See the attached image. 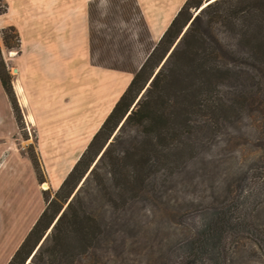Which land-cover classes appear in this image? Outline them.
I'll list each match as a JSON object with an SVG mask.
<instances>
[{"label":"trees","instance_id":"1","mask_svg":"<svg viewBox=\"0 0 264 264\" xmlns=\"http://www.w3.org/2000/svg\"><path fill=\"white\" fill-rule=\"evenodd\" d=\"M203 5L204 0L185 2L60 189L53 198L46 194V209L9 264H27L31 257L28 264H118L119 256L113 252L120 236L116 216L115 221L107 217L105 209L88 199L91 183H95L100 198L111 200L109 209H115L117 199H132L139 184L161 168L177 165L186 152L193 156L202 145L211 146L239 104L250 106L264 99V0H214L194 18L190 11ZM8 8V3L0 0V15ZM139 12L146 27L140 8ZM10 30L17 45L8 48L20 50L19 33L14 27ZM0 80L23 132V113L1 45ZM122 122L119 133L103 152ZM118 145L125 149H118ZM27 153L40 182H44L36 148L30 146ZM242 206L246 205L238 199L214 204L203 223L183 240L182 256L172 264L221 260L220 248L227 245L229 235L244 219Z\"/></svg>","mask_w":264,"mask_h":264},{"label":"rangeland","instance_id":"2","mask_svg":"<svg viewBox=\"0 0 264 264\" xmlns=\"http://www.w3.org/2000/svg\"><path fill=\"white\" fill-rule=\"evenodd\" d=\"M4 1L9 8L6 14L0 15L4 16L0 22V45L14 81L16 72L11 53L18 52V48L8 47L17 45L10 27L16 29L21 39V30L16 26L21 16L16 12L20 2ZM27 2L57 5L61 9L88 2L92 59L96 66L110 70L114 69L109 67L117 66L130 76L141 68L151 48L158 43L152 41L148 29L140 21L138 0ZM207 5L204 0L200 9H192L190 13L195 17ZM10 6L14 8L13 12H10ZM239 106L228 117L222 134L216 136L218 138L211 146L202 145L193 156L190 151L186 152L177 165L158 170L152 178L139 184L132 199H117V210L109 209L111 200L100 198L95 183H91L88 199H92L96 207L105 209L107 217L115 221L116 216L120 236L113 252L119 256L118 264H172L178 261L183 253V240L203 223L209 209L224 199H238L245 203L241 210L246 222L242 218L237 231L229 235L227 245L220 248L221 260L206 264H264V99L250 106ZM24 123L23 137L29 144L27 148H36V133L25 118ZM121 124L113 136L119 133ZM128 130L132 133L131 129ZM89 174L90 171L79 187ZM128 203L133 206L128 208Z\"/></svg>","mask_w":264,"mask_h":264},{"label":"crops","instance_id":"3","mask_svg":"<svg viewBox=\"0 0 264 264\" xmlns=\"http://www.w3.org/2000/svg\"><path fill=\"white\" fill-rule=\"evenodd\" d=\"M18 1L21 46L12 55L13 87L36 133L45 180L38 178L0 80V264L12 260L46 209V194L53 198L60 189L134 76L93 64L88 2L61 9ZM186 1L138 0L153 42Z\"/></svg>","mask_w":264,"mask_h":264},{"label":"water","instance_id":"4","mask_svg":"<svg viewBox=\"0 0 264 264\" xmlns=\"http://www.w3.org/2000/svg\"><path fill=\"white\" fill-rule=\"evenodd\" d=\"M210 1H212V0H207V3L209 4V2ZM213 2V1H212ZM199 13H197V15H198ZM196 15V16H197ZM195 18V17H194ZM191 23H192V21L187 25V27L184 29V31H183V33H182V35H181V37H180V39L182 38V36L186 33V31L188 30V28L190 27V25H191ZM180 39L177 41V43L173 46V48L171 49V51L169 52V54L167 55V57H166V59H165V61L162 63V65L166 62V60L168 59V57L170 56V54L172 53V51L175 49V47L177 46V44H178V42L180 41ZM162 65L159 67V69L155 72V74H154V76L151 78V80H150V82H149V84L147 85V87H149L150 86V84H151V82H152V80L154 79V77H155V75L159 72V70L161 69V67H162ZM145 92V91H144ZM144 92L140 95V97H139V99L136 101V104L139 102V100L142 98V96H143V94H144ZM135 104V105H136ZM135 105H134V107H135ZM134 107L131 109V111L134 109ZM131 111L128 113V115L129 114H131ZM127 118V117H126ZM125 118V119H126ZM124 122V121H123ZM123 124V123H122ZM122 124H121V126H122ZM120 126V127H121ZM117 134V133H116ZM115 137V135L112 137V139L108 142V144H107V146L104 148V150H103V152L106 150V148L109 146V144L112 142V140H113V138ZM103 152L101 153V155H100V157L102 156V154H103ZM100 157H99V159H100ZM96 164V163H95ZM73 198V197H72ZM71 198V199H72ZM64 211V210H63ZM63 211L59 214V216L57 217V219L55 220V222H54V224L52 225V227H51V229L53 228V226L56 224V222H57V220L59 219V217L61 216V214L63 213ZM46 238V237H45ZM40 247V245L37 247V249L35 250V252L38 250V248ZM34 252V253H35Z\"/></svg>","mask_w":264,"mask_h":264},{"label":"bare ground","instance_id":"5","mask_svg":"<svg viewBox=\"0 0 264 264\" xmlns=\"http://www.w3.org/2000/svg\"><path fill=\"white\" fill-rule=\"evenodd\" d=\"M11 55H14V53H11ZM15 71V70H14ZM16 72V71H15Z\"/></svg>","mask_w":264,"mask_h":264}]
</instances>
